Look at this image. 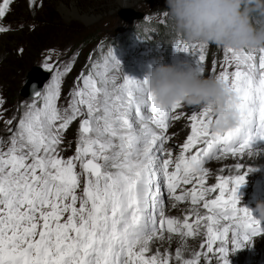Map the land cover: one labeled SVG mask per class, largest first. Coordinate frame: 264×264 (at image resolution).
<instances>
[{
    "label": "snow or ice",
    "instance_id": "1",
    "mask_svg": "<svg viewBox=\"0 0 264 264\" xmlns=\"http://www.w3.org/2000/svg\"><path fill=\"white\" fill-rule=\"evenodd\" d=\"M13 3L0 0V35ZM170 44L226 85L235 126L213 131L211 106L161 105L111 47L66 93L80 52L47 49L43 89L11 115L0 96V264H230L264 234L238 196L252 171L241 160L264 140V47Z\"/></svg>",
    "mask_w": 264,
    "mask_h": 264
},
{
    "label": "rangeland",
    "instance_id": "2",
    "mask_svg": "<svg viewBox=\"0 0 264 264\" xmlns=\"http://www.w3.org/2000/svg\"><path fill=\"white\" fill-rule=\"evenodd\" d=\"M70 1H74L80 11H90L89 17L93 15L90 23L78 16H64L59 5H68ZM113 1L43 0L42 6L30 9L28 1L14 0L11 12L3 21L13 30L6 33L7 42L0 46V96L6 100L4 107L9 109L8 115L18 105L30 102V99L20 94V89L25 74L32 66L38 65L45 70L42 56L47 49H54L58 53L72 50L80 52L72 72L64 82L65 93L72 85L73 78L89 63L88 57L92 55L96 58L110 47L121 62L123 72L136 79H143L150 67L158 63L194 65L191 55L172 47L169 29L158 26L165 0H137L128 8H117ZM129 9L141 13V17L132 19L130 23L125 22L120 14ZM145 17H150L151 22L145 21ZM33 25L34 28L29 27ZM18 49H23L22 53ZM212 55L220 60L223 53L213 47L210 49L209 61ZM49 80L50 77L44 85ZM256 147L264 149V140L256 141L253 149ZM254 162L255 165L248 167L252 171L246 175V183L238 189L239 206L251 211L258 200H264V166L258 165L262 160ZM227 259L230 264H264V234L254 238L251 244L230 253Z\"/></svg>",
    "mask_w": 264,
    "mask_h": 264
},
{
    "label": "clouds",
    "instance_id": "3",
    "mask_svg": "<svg viewBox=\"0 0 264 264\" xmlns=\"http://www.w3.org/2000/svg\"><path fill=\"white\" fill-rule=\"evenodd\" d=\"M163 12L170 35L187 44L264 47V0H165ZM144 78L147 89L163 106L178 101L189 106H211L218 117L211 124L213 131H224L238 122L239 115L232 107L234 99L226 85L201 75L192 66L158 63ZM252 214L264 222V200L256 202Z\"/></svg>",
    "mask_w": 264,
    "mask_h": 264
},
{
    "label": "bare ground",
    "instance_id": "4",
    "mask_svg": "<svg viewBox=\"0 0 264 264\" xmlns=\"http://www.w3.org/2000/svg\"><path fill=\"white\" fill-rule=\"evenodd\" d=\"M135 1L137 0H114L113 2H114V6L117 8H121V7L128 8L129 6H132ZM59 9L61 10V12L64 14L66 18L78 16L81 20L87 23H90V21L92 20L93 15L89 17L90 11H86V10L80 11L74 5V1H70L68 5L61 3L59 5ZM6 42H7V34L0 35V46L5 45ZM258 159L262 160V162L258 163V165L264 166V149H262L261 147L254 148V153L252 156L245 155L243 159L241 160V163L245 166V169H248L250 165H255L254 161ZM232 162H233L232 159L229 158L228 163H232Z\"/></svg>",
    "mask_w": 264,
    "mask_h": 264
},
{
    "label": "water",
    "instance_id": "5",
    "mask_svg": "<svg viewBox=\"0 0 264 264\" xmlns=\"http://www.w3.org/2000/svg\"><path fill=\"white\" fill-rule=\"evenodd\" d=\"M120 17L127 23H130L134 18H140L141 13L132 10H127L125 13L120 14ZM50 77V73L43 70L40 66L35 65L25 74L24 83L20 89V94L28 99H31L34 94V89L40 91L44 83Z\"/></svg>",
    "mask_w": 264,
    "mask_h": 264
},
{
    "label": "trees",
    "instance_id": "6",
    "mask_svg": "<svg viewBox=\"0 0 264 264\" xmlns=\"http://www.w3.org/2000/svg\"><path fill=\"white\" fill-rule=\"evenodd\" d=\"M167 33V32H166ZM164 36V35H163ZM166 40V36H165V38H164V41Z\"/></svg>",
    "mask_w": 264,
    "mask_h": 264
}]
</instances>
